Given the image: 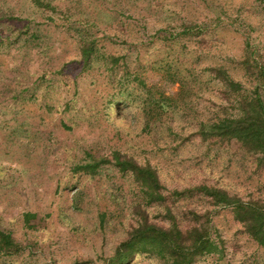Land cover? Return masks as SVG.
Here are the masks:
<instances>
[{
    "label": "rangeland",
    "instance_id": "1",
    "mask_svg": "<svg viewBox=\"0 0 264 264\" xmlns=\"http://www.w3.org/2000/svg\"><path fill=\"white\" fill-rule=\"evenodd\" d=\"M45 1L56 11L0 0V230L21 246L0 264H103L142 218L167 228L168 212L182 230L209 218L221 252L195 264H264L231 208L191 190L264 202V159L197 135L253 91L264 105V2ZM113 151L155 170L164 204L112 165L75 170Z\"/></svg>",
    "mask_w": 264,
    "mask_h": 264
},
{
    "label": "trees",
    "instance_id": "2",
    "mask_svg": "<svg viewBox=\"0 0 264 264\" xmlns=\"http://www.w3.org/2000/svg\"><path fill=\"white\" fill-rule=\"evenodd\" d=\"M261 1L264 2V0ZM30 2L37 8L56 11L48 1L30 0ZM194 28L200 27L184 26L181 34H193ZM92 53L93 49L90 46L81 48L84 64L90 60ZM216 71L228 87L239 90L238 83L230 81L222 70L217 69ZM237 108L239 111L235 116L201 122L197 135L202 140H234L247 151L264 159V105L259 94L253 91L252 96L239 102ZM101 165H112L122 173H130L138 182L147 204H164L166 201L167 197L161 192L163 186L155 170L150 165L137 164L119 151H113L107 157L91 159L84 165H77L75 170L94 173ZM191 190L210 199L212 206L231 208L236 220L243 224L248 235L258 245L264 247V202L243 201L224 190L205 185ZM180 194L183 193L177 191L172 193L175 196ZM167 214L170 221L167 228L149 223L146 218H142L128 232L126 238L117 245L114 254L103 264H128L135 255L140 253L153 255L160 259L162 264H195L196 260L204 255L221 252L220 241L216 235L213 236L214 229L207 215L205 220L198 225L182 230L170 212ZM20 249L21 246L9 232L0 230V257L17 254Z\"/></svg>",
    "mask_w": 264,
    "mask_h": 264
}]
</instances>
